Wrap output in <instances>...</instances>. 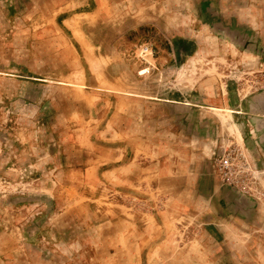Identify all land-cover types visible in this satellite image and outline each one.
<instances>
[{
	"label": "crops",
	"instance_id": "crops-1",
	"mask_svg": "<svg viewBox=\"0 0 264 264\" xmlns=\"http://www.w3.org/2000/svg\"><path fill=\"white\" fill-rule=\"evenodd\" d=\"M38 1L56 27L51 34L22 36L27 56L24 71L36 74L32 83L18 81L17 86L30 90L28 104L35 113L28 125L19 122L22 115L16 118L14 143L19 147L0 142V169L14 177L11 172L18 163L13 157L23 155L27 163L45 170L47 156L58 155L55 185L65 183L71 193L67 197L63 190L51 191L58 206L48 213L42 203L35 205L30 215L38 221L29 227L36 232L45 226L42 218L53 216L57 230L75 221L91 227L93 233L99 230L107 240L97 241L104 252L102 264H139L143 251L150 264H264V199H260L264 196H257L259 200L240 196L220 181L212 164V151L225 128L223 114L245 136L244 144L254 148V141L264 140V126L258 125V120L264 123V97L243 100L246 94L239 97L236 93L230 101V96L227 100L218 95L206 106L208 101L198 96L189 101L151 103L145 101L150 97L138 95L133 88L118 93L119 80L110 81L104 73L111 60L91 32L109 18L119 21L115 17L120 18L124 9L141 13L145 0ZM202 7L209 15L205 23L212 22L210 30L223 31L239 48L247 43L245 47L262 46L264 51V0H206ZM215 14V20H210ZM237 54L234 47L229 49V55ZM244 55L254 57L251 52ZM17 69L15 65L10 71ZM49 71L58 72L55 83L63 87L57 90L68 97L56 94V128L47 139ZM64 101L71 108H65ZM145 109L148 113L144 115ZM38 197L26 196L41 201ZM176 224L197 229L198 239L177 247ZM1 245L8 250L0 249L4 254L0 264H26L24 254L16 251L22 245L9 241Z\"/></svg>",
	"mask_w": 264,
	"mask_h": 264
},
{
	"label": "rangeland",
	"instance_id": "rangeland-1",
	"mask_svg": "<svg viewBox=\"0 0 264 264\" xmlns=\"http://www.w3.org/2000/svg\"><path fill=\"white\" fill-rule=\"evenodd\" d=\"M203 1L206 0H145L141 13L137 9H124L125 13L119 15L121 19L116 13L115 18L119 21L109 18L98 25L97 31L91 32L93 37L103 44L101 52L107 53L111 60V63L105 67L104 73L110 81L119 80L116 92L133 88L132 90L138 95L150 97L149 100L145 98V101L151 103H162L165 99L189 101L190 97L198 96L207 100L206 106H209L213 103L212 99L218 98V95L222 99L224 97L227 99V93H233L228 86L234 83L236 78L238 82L235 90L239 97H242L243 93L250 94L264 90L262 46L260 45L261 48L253 45L245 47L246 43L242 47L245 48L242 49L237 47L231 39L225 38L223 31L210 30L212 22L205 23V20H208L205 17L209 15L202 7ZM39 7L38 0L31 2L0 0V68L4 70L0 75L2 82L0 84V142L5 147L18 146V142L14 143V133L18 127L16 118L22 115V121L19 122L28 125L32 122L30 115L35 113L30 111L32 105L28 104L32 93L29 89L27 90L26 85L25 87L17 86L18 81L32 83L34 80L31 78L36 74L24 71L27 56L24 51L26 43L22 36L35 32L51 34L56 27L53 19L49 18L48 12ZM215 16L216 14L210 20H215ZM26 42L29 43L30 39ZM233 47L238 50V54L234 56L229 55V49ZM145 49L147 53L142 51ZM257 51L261 52L260 56L255 55ZM245 52H251L254 57L244 55ZM80 60L86 67L82 58ZM15 65L19 69L10 71ZM46 74L48 77L46 84L49 87L47 103L49 119L45 121L47 124L45 137L50 139L56 128L53 124L56 107H58L55 100L56 94L58 93L59 97L64 96L63 99H67L68 96L57 90L58 86L63 87L62 84L55 83L58 72L49 71ZM9 79L16 80V85L12 80L9 82ZM9 93L12 94L11 100L7 98ZM231 97L232 95L230 101ZM146 104L145 102V106ZM67 106H69L68 102L64 101V107ZM146 113L148 112L145 109L144 115ZM9 116L13 119H8ZM221 117L226 125L221 132L220 141L212 151L214 169H217V162L225 157L224 151L228 152L231 149L239 163L248 161L253 164L256 161L261 164L259 171H264V140L254 141V148L246 147L242 141L243 138L239 136V131L237 132V129L231 126L234 124L233 120L228 118L227 113ZM234 121L236 122L235 119ZM249 149H252L254 153L250 154ZM13 159H17L18 163L14 172H11L14 177L1 173L3 169H0V243L5 244L9 241V243L14 242L15 246L22 245L21 249L16 250L15 247V250L24 254L26 264H94L92 262L94 259L100 261L95 264H102L104 252L98 249L97 241L107 240L98 234L99 230L96 229L93 233L91 227L85 228V225L81 226L77 221L71 223L68 228L57 230L58 222L53 216L42 218L45 226H39L36 232L29 227L30 224L38 221V217L30 215L32 213L30 209L35 205L42 203L45 210L46 208L49 210L48 213L58 206L53 197L54 193L51 191L63 190L62 194L70 197L71 186L65 183L61 184L62 187L55 185L54 177L59 172V168L55 169L57 165L59 166L58 155L47 156L49 167L45 170L37 168L35 163H27V158L23 155ZM48 164L44 163L45 167ZM260 192L256 194L264 196V191ZM57 194L61 195L60 192ZM26 196L32 199L40 196L38 199L41 197L42 199L35 201L27 199ZM118 199L120 200L117 196ZM7 202L14 203L8 206ZM57 202L62 203L61 200ZM81 206H85V202H81ZM133 217L137 219L135 215ZM198 236L197 229L189 225L176 224L174 244L181 247L187 243L185 241L198 239ZM107 238L109 239V236ZM111 238L116 240L118 236ZM0 249L2 252L8 250L3 247ZM121 249L124 250L125 247ZM111 251L113 252L114 249L111 248ZM0 255V258L4 257V254ZM130 257L135 260L133 256H127V259L132 260ZM140 260L139 264H150L144 251Z\"/></svg>",
	"mask_w": 264,
	"mask_h": 264
},
{
	"label": "built area",
	"instance_id": "built-area-1",
	"mask_svg": "<svg viewBox=\"0 0 264 264\" xmlns=\"http://www.w3.org/2000/svg\"><path fill=\"white\" fill-rule=\"evenodd\" d=\"M142 51L147 53V49ZM224 152H226L225 157L217 162V169H215L220 181L234 187L243 195L258 199L259 195L256 193L260 194V191H264V185H261L264 183V171H258L254 164L248 161L239 163L240 161L233 156L231 149Z\"/></svg>",
	"mask_w": 264,
	"mask_h": 264
},
{
	"label": "water",
	"instance_id": "water-1",
	"mask_svg": "<svg viewBox=\"0 0 264 264\" xmlns=\"http://www.w3.org/2000/svg\"><path fill=\"white\" fill-rule=\"evenodd\" d=\"M235 41V40H234ZM236 42V41H235ZM235 44V43H234ZM256 56H260L261 55V52H259V51H257V53L255 54ZM262 55H264V53H262ZM238 82V79L236 78L235 80H234V83H231V84H229V86H228V89H230L231 91H233V93H231V94H229V93H227V96L229 97V96H235L236 95V93H237V90H235L236 89V83ZM235 91V92H234ZM252 96H256V97H264V90H258V91H255V92H252V93H250V94H246V96H244V98H243V100H247V97H252ZM233 99V98H232ZM231 99V100H232ZM234 100V99H233ZM261 109V108H260ZM262 125V126H264V123L262 122L261 123V120L259 121L258 120V125ZM226 125V124H225ZM254 127V126H253ZM255 133H257V131L259 132V129H258V127H256L255 129ZM238 131L240 132V130L238 129ZM240 134H241V137L242 138H245V136H243V134L240 132ZM245 146L246 147H248V143L245 141ZM251 147H253V146H250V147H248V148H251ZM249 152H250V154H253L254 153V151H252V149H249ZM253 164H254V166H255V168L259 171V168H261V164H259L258 162H256V161H254L253 162ZM261 172V171H260ZM227 186H229V185H227ZM229 187H231V186H229ZM232 188V190H234L236 193H238L240 196H244V197H248V196H246V195H243L241 192H239L237 189H235L234 187H231ZM249 198V197H248Z\"/></svg>",
	"mask_w": 264,
	"mask_h": 264
}]
</instances>
